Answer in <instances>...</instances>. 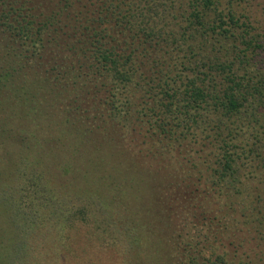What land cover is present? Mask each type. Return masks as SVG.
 Listing matches in <instances>:
<instances>
[{
  "label": "trees",
  "instance_id": "1",
  "mask_svg": "<svg viewBox=\"0 0 264 264\" xmlns=\"http://www.w3.org/2000/svg\"><path fill=\"white\" fill-rule=\"evenodd\" d=\"M0 0V264H264V0Z\"/></svg>",
  "mask_w": 264,
  "mask_h": 264
},
{
  "label": "rangeland",
  "instance_id": "2",
  "mask_svg": "<svg viewBox=\"0 0 264 264\" xmlns=\"http://www.w3.org/2000/svg\"><path fill=\"white\" fill-rule=\"evenodd\" d=\"M262 0H249V4L254 8V9H260V5H257L261 3Z\"/></svg>",
  "mask_w": 264,
  "mask_h": 264
}]
</instances>
